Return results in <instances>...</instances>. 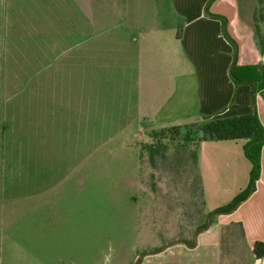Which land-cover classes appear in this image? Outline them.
<instances>
[{
	"label": "rangeland",
	"instance_id": "374dc122",
	"mask_svg": "<svg viewBox=\"0 0 264 264\" xmlns=\"http://www.w3.org/2000/svg\"><path fill=\"white\" fill-rule=\"evenodd\" d=\"M65 3L0 0V264H246L237 231L200 214L182 128L148 159L159 127L136 118L129 70L91 52L82 76L50 48L76 38ZM236 4L264 40V0Z\"/></svg>",
	"mask_w": 264,
	"mask_h": 264
},
{
	"label": "crops",
	"instance_id": "0c3cea01",
	"mask_svg": "<svg viewBox=\"0 0 264 264\" xmlns=\"http://www.w3.org/2000/svg\"><path fill=\"white\" fill-rule=\"evenodd\" d=\"M91 2L92 6L90 0H66L68 14L75 16L70 17L65 34L76 38L69 42L55 38L49 41L50 48L61 44L70 65L80 61L82 76L87 75L91 52L103 58L102 63L128 69L130 90L137 94L136 118L144 120V128L241 113L250 106L264 128V86L253 89L248 83H233L227 73L232 60L235 64L264 63V48L259 50L252 25L240 17L236 0ZM90 10L97 14L96 39L91 41L85 16ZM211 14L224 18L229 40L220 32L219 18ZM174 24L178 25L175 30ZM243 140L201 139L197 143L205 211L227 202L246 184L249 162L241 151ZM207 220L218 232L237 231L246 264H264V250L257 257L250 253L254 240L264 242V139L252 190L232 209L209 213Z\"/></svg>",
	"mask_w": 264,
	"mask_h": 264
},
{
	"label": "trees",
	"instance_id": "16d2710c",
	"mask_svg": "<svg viewBox=\"0 0 264 264\" xmlns=\"http://www.w3.org/2000/svg\"><path fill=\"white\" fill-rule=\"evenodd\" d=\"M219 18L220 32L229 40L224 31V18L218 14H211ZM177 31V30H176ZM259 50L264 48L263 38L257 37ZM227 73L233 83H248L257 89L264 86V63H249V64H235L232 60L227 69ZM182 128L181 141L179 145H187V160L190 164V170L195 183L194 191L199 197V206L201 208L200 214L206 217L209 213H221L232 209L241 199H243L253 188V181L257 176L259 167V151L262 141L264 139V128L259 122L253 106L241 113H230L223 115H216L212 117L203 116L199 121L187 122L181 124H169L168 126H160L156 132L149 130L147 136L152 140L142 143L143 148L147 152L148 159L152 160L153 153L161 149L163 146L159 143L162 137H168L173 140L178 137V130ZM243 138L241 143V151L243 156L249 161L248 176L246 184L243 188L231 196V198L210 211H205L203 208L202 190L199 181V173L196 157V145L201 139H234ZM177 141V140H176ZM205 220H202L201 226H204ZM186 242V241H185ZM182 240V243H185ZM187 243V242H186ZM192 242L188 244L191 246ZM155 248L150 250L152 257H155L162 250ZM264 250V242L254 240L250 247V253L257 257ZM139 259L135 261L138 264Z\"/></svg>",
	"mask_w": 264,
	"mask_h": 264
},
{
	"label": "water",
	"instance_id": "95a60500",
	"mask_svg": "<svg viewBox=\"0 0 264 264\" xmlns=\"http://www.w3.org/2000/svg\"><path fill=\"white\" fill-rule=\"evenodd\" d=\"M136 259V258H135Z\"/></svg>",
	"mask_w": 264,
	"mask_h": 264
}]
</instances>
